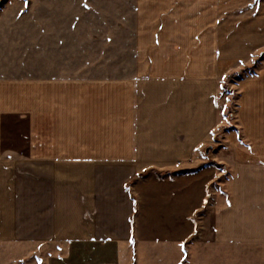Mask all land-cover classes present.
Instances as JSON below:
<instances>
[{
    "label": "crops",
    "instance_id": "1",
    "mask_svg": "<svg viewBox=\"0 0 264 264\" xmlns=\"http://www.w3.org/2000/svg\"><path fill=\"white\" fill-rule=\"evenodd\" d=\"M133 12L129 77L0 76V239L49 241L36 264H189L191 238L264 246V67L243 65L234 124L220 96L264 51V0Z\"/></svg>",
    "mask_w": 264,
    "mask_h": 264
},
{
    "label": "rangeland",
    "instance_id": "2",
    "mask_svg": "<svg viewBox=\"0 0 264 264\" xmlns=\"http://www.w3.org/2000/svg\"><path fill=\"white\" fill-rule=\"evenodd\" d=\"M134 3L135 0H30L25 6L24 0H0V76H131L136 69ZM261 52L264 51L256 52L253 59L235 63L227 73L222 89L229 92L222 91L220 96L221 101L227 100L225 117L232 124L235 123L236 81L254 74L244 64L251 66L255 61L253 69L264 67ZM222 132L223 129L217 141L224 140ZM220 172L215 184H222L228 193L229 174ZM205 211L195 214V218L199 220ZM187 248L189 264H264L263 245L213 248L191 238ZM48 252L56 254L49 241L41 245L36 241L0 239V264H36L35 257L41 259L44 255L48 259ZM47 259L45 262H49ZM164 264H167L166 257Z\"/></svg>",
    "mask_w": 264,
    "mask_h": 264
},
{
    "label": "snow or ice",
    "instance_id": "3",
    "mask_svg": "<svg viewBox=\"0 0 264 264\" xmlns=\"http://www.w3.org/2000/svg\"><path fill=\"white\" fill-rule=\"evenodd\" d=\"M25 6H28V4L30 3V0H24ZM85 7H88V5L86 4ZM180 247L181 249H183L185 247V244L183 241L180 242ZM179 264H185V261H180Z\"/></svg>",
    "mask_w": 264,
    "mask_h": 264
},
{
    "label": "trees",
    "instance_id": "4",
    "mask_svg": "<svg viewBox=\"0 0 264 264\" xmlns=\"http://www.w3.org/2000/svg\"><path fill=\"white\" fill-rule=\"evenodd\" d=\"M215 167H216L217 169L220 168V166L217 165V164H215ZM177 173H184V171H179V172H177ZM172 174H173V173H170L169 175L171 176ZM160 177H162V175H160ZM204 210H205V208H203L199 213L204 212ZM195 223H196V221H195ZM195 225H196V224H195ZM197 227H198V225L195 226V233L197 232Z\"/></svg>",
    "mask_w": 264,
    "mask_h": 264
},
{
    "label": "water",
    "instance_id": "5",
    "mask_svg": "<svg viewBox=\"0 0 264 264\" xmlns=\"http://www.w3.org/2000/svg\"><path fill=\"white\" fill-rule=\"evenodd\" d=\"M208 151H209V148L206 149V153H208Z\"/></svg>",
    "mask_w": 264,
    "mask_h": 264
}]
</instances>
